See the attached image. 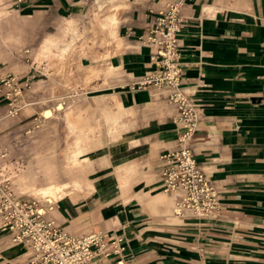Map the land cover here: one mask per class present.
Wrapping results in <instances>:
<instances>
[{
  "label": "crops",
  "instance_id": "0c3cea01",
  "mask_svg": "<svg viewBox=\"0 0 264 264\" xmlns=\"http://www.w3.org/2000/svg\"><path fill=\"white\" fill-rule=\"evenodd\" d=\"M170 1L14 0L21 31L43 34L42 55L58 43L47 38L52 27L70 23L89 36L85 57L26 62V74L45 81L26 92V140H50L52 123V140H70L66 128L87 137L101 129L85 140H105L92 157L93 195L51 216L69 233L88 223L116 239L110 264H264V0H188L181 13L182 88L202 110L193 154L219 192L214 218L174 214L175 197L161 185L162 157L181 132L177 110L155 88H132L157 71L143 39ZM82 77L85 89L67 88ZM49 96L71 98L69 109L49 106Z\"/></svg>",
  "mask_w": 264,
  "mask_h": 264
},
{
  "label": "rangeland",
  "instance_id": "374dc122",
  "mask_svg": "<svg viewBox=\"0 0 264 264\" xmlns=\"http://www.w3.org/2000/svg\"><path fill=\"white\" fill-rule=\"evenodd\" d=\"M13 4L14 0H0V185L8 186L16 196L45 201L47 199L40 193L42 190L48 189L52 184H70L75 188L73 194L53 203L58 207L70 200L81 202L93 195L91 190L98 169L95 168L92 157L105 141L85 139L103 132L99 129L87 137L86 133L79 134L81 129L66 128L63 136L67 135L70 140H52L51 137L57 136L52 123L45 131L50 140H26V107L29 105L26 92L40 86L44 88L45 83L42 79L37 81L40 76L35 75L42 74L35 69L26 74V62L30 58L85 57L86 38L89 36L85 29H79L70 23L59 27L57 33H54L52 27L47 38L54 36L58 43L47 55H42L41 49L45 41L40 40V44L38 39L43 34L38 31L30 34L21 31L23 22L16 15L13 16ZM65 47L67 50L64 52L62 49ZM67 88L77 90L85 89V86L74 83L73 87L68 84ZM33 98L34 96L31 99ZM38 99L36 96L34 102ZM46 99L49 106L61 104L60 110L63 107L68 110L71 104V98L49 96ZM38 128L39 126L35 127L36 130ZM113 131L111 129V133ZM34 135L37 136L31 133L32 137ZM77 136H82L83 139H71ZM58 210L52 212V215L57 214ZM94 229L95 227L85 223L76 225L69 231L72 234L99 232V229ZM29 255L27 248L12 242L11 236L2 230L0 221V264H26Z\"/></svg>",
  "mask_w": 264,
  "mask_h": 264
},
{
  "label": "built area",
  "instance_id": "2783aa9c",
  "mask_svg": "<svg viewBox=\"0 0 264 264\" xmlns=\"http://www.w3.org/2000/svg\"><path fill=\"white\" fill-rule=\"evenodd\" d=\"M188 0H172L157 10L143 41L153 48L157 71L136 82L133 89L155 88L177 110L181 132L174 149L163 155L164 192L175 197L176 216L216 217L220 196L206 178L193 154V138L202 120L199 103L182 88L180 42ZM58 207L47 200L26 199L0 185V221L16 245L30 255L26 264H110L118 253L116 239L103 232L76 235L67 232L51 214ZM116 264H124L117 262Z\"/></svg>",
  "mask_w": 264,
  "mask_h": 264
},
{
  "label": "bare ground",
  "instance_id": "6f19581e",
  "mask_svg": "<svg viewBox=\"0 0 264 264\" xmlns=\"http://www.w3.org/2000/svg\"><path fill=\"white\" fill-rule=\"evenodd\" d=\"M114 28V25L112 27V30ZM111 38H113V34L111 33ZM77 84H80L82 86H85L86 79L85 77H82L79 81L76 82ZM51 114V112H46V115ZM72 191V188L70 185H51L48 189L42 190L40 193L43 194V196L49 200V202H57L59 199H62L66 194L70 193Z\"/></svg>",
  "mask_w": 264,
  "mask_h": 264
}]
</instances>
